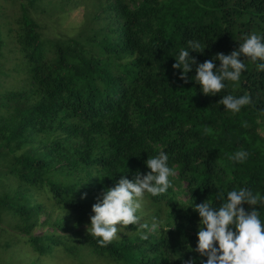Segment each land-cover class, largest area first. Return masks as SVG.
<instances>
[{
  "label": "trees",
  "instance_id": "trees-1",
  "mask_svg": "<svg viewBox=\"0 0 264 264\" xmlns=\"http://www.w3.org/2000/svg\"><path fill=\"white\" fill-rule=\"evenodd\" d=\"M2 1L0 79L10 75V54L11 70L24 81L20 90H0V235L29 248L31 264L56 254L109 264H206L195 251V206L210 200L219 207L218 192L226 199L241 188L264 197V61L242 56L246 71L215 96L203 94L196 69L207 60L219 68L216 55L238 50L253 33L264 38V0H100L77 37L44 19L51 0ZM181 50L197 62L187 83L173 68ZM245 94L252 102L238 113L219 104ZM239 150L248 153L243 163L229 159ZM160 152L176 172L173 187L146 193L137 215L162 224L147 239L137 225L121 228L101 247L87 231L97 198L122 178L147 175L146 161ZM180 192L186 202L177 200ZM256 210L264 221V204ZM168 218L173 229L163 223ZM47 225L52 231L34 234Z\"/></svg>",
  "mask_w": 264,
  "mask_h": 264
},
{
  "label": "clouds",
  "instance_id": "clouds-1",
  "mask_svg": "<svg viewBox=\"0 0 264 264\" xmlns=\"http://www.w3.org/2000/svg\"><path fill=\"white\" fill-rule=\"evenodd\" d=\"M188 46L192 51L203 53L198 41L190 40ZM242 56L253 62L264 61V38L253 33L244 39L238 50L229 55L218 53L215 59L220 62L219 68L212 60L200 63L195 80L201 86L203 94L215 96L224 89V81L238 82L242 72L246 71ZM176 60L173 68L183 70L179 78L187 83V74L192 71L191 65L197 62L187 50H181ZM258 70L264 71V63L258 65ZM251 102L248 94L239 98L227 95L219 104L226 110L238 113ZM243 126L247 127L246 122ZM247 157L246 151L239 150L230 155L229 159L243 163ZM168 159L164 152L150 157L146 161L151 170L147 175L138 173L134 181L122 178L114 188L106 190L97 198L87 231L97 238L101 247H106L117 239L121 228L137 225L141 230L155 231L162 224L155 216L151 226L146 222L141 223L137 212L142 209L146 193L155 197L167 193L173 187L170 177L176 176V172L168 166ZM218 197L222 201L219 207H213L210 200L195 206L201 218L195 251L207 257L206 264H264V221L256 210L258 204H264V197L259 193L253 194L246 188L229 191L226 199L218 192ZM245 204L251 206L250 212L245 210ZM140 235L142 239H147L143 232ZM189 264H195V261H190Z\"/></svg>",
  "mask_w": 264,
  "mask_h": 264
},
{
  "label": "rangeland",
  "instance_id": "rangeland-1",
  "mask_svg": "<svg viewBox=\"0 0 264 264\" xmlns=\"http://www.w3.org/2000/svg\"><path fill=\"white\" fill-rule=\"evenodd\" d=\"M8 3L0 0V8L2 5L7 6ZM9 6V5H8ZM45 6V13L43 17L46 21H50L51 25L57 27L59 32L66 37L78 36L79 30L87 22V14L91 11L100 12V0H88L86 1L85 6H80L77 4V1H68V0H51L47 1ZM3 14L9 13L7 9L2 10ZM7 39H4V42L7 43ZM14 55L8 54L7 64L5 66V72L10 75H3L0 79V90L3 91H13L20 90L23 86L24 78L21 74L16 73L13 69L14 67ZM177 200L181 202H186L188 196L184 192H180L177 195ZM53 220L59 217V213H51ZM166 217V216H165ZM164 217V218H165ZM47 219V215L42 216L41 222H44ZM166 227L173 229L176 225L174 219H166L163 222ZM170 225V226H168ZM159 228V227H158ZM157 228V229H158ZM156 229V230H157ZM47 230L52 231V227L47 225L45 227L39 226L35 231V235H41ZM155 231L144 232L147 237L150 234H154ZM14 237L11 235H5L2 233L0 235V264H31L32 263V252L29 248L23 244H14L12 240ZM6 243H12L13 247H6ZM17 246V247H16ZM37 264H109L106 261H97V260H87L82 259V262L68 259L66 256L56 254L53 258L42 259L37 262Z\"/></svg>",
  "mask_w": 264,
  "mask_h": 264
}]
</instances>
